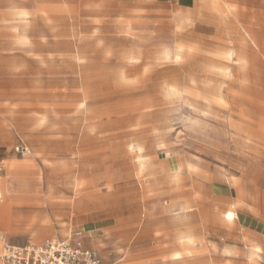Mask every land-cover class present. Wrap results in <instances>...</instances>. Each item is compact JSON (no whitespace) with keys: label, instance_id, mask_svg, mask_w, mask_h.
<instances>
[{"label":"rangeland","instance_id":"obj_1","mask_svg":"<svg viewBox=\"0 0 264 264\" xmlns=\"http://www.w3.org/2000/svg\"><path fill=\"white\" fill-rule=\"evenodd\" d=\"M0 206L13 245L264 264V0H0Z\"/></svg>","mask_w":264,"mask_h":264},{"label":"built area","instance_id":"obj_2","mask_svg":"<svg viewBox=\"0 0 264 264\" xmlns=\"http://www.w3.org/2000/svg\"><path fill=\"white\" fill-rule=\"evenodd\" d=\"M19 153L28 149L21 147ZM0 264H106L101 254L80 239L46 240L41 244L13 245L0 232Z\"/></svg>","mask_w":264,"mask_h":264},{"label":"bare ground","instance_id":"obj_3","mask_svg":"<svg viewBox=\"0 0 264 264\" xmlns=\"http://www.w3.org/2000/svg\"><path fill=\"white\" fill-rule=\"evenodd\" d=\"M179 50H181V48L179 49ZM246 58V57H245ZM140 152V151H139ZM139 154V153H138ZM141 164V163H140ZM142 165H144V164H142ZM145 166V165H144ZM142 169H143V167H142ZM145 169V168H144ZM143 169V170H144ZM228 222H234L235 220H236V218H237V216L235 215V213H233V212H229V213H227L226 215H225V217H224Z\"/></svg>","mask_w":264,"mask_h":264},{"label":"crops","instance_id":"obj_4","mask_svg":"<svg viewBox=\"0 0 264 264\" xmlns=\"http://www.w3.org/2000/svg\"><path fill=\"white\" fill-rule=\"evenodd\" d=\"M22 147H25V148H27L28 149V152H26V153H24V154H22V153H20V154H22V155H25V154H28L29 153V148L28 147H26V146H22ZM18 149V148H17ZM17 149H16V151H17ZM19 153V152H18ZM10 159H9V156L8 155H5V159H4V161L5 162H7V161H9ZM0 207H3V206H0ZM224 221L229 225V226H233V225H235V222H236V220L234 221V222H228L225 218H224ZM18 246H21V245H18Z\"/></svg>","mask_w":264,"mask_h":264}]
</instances>
